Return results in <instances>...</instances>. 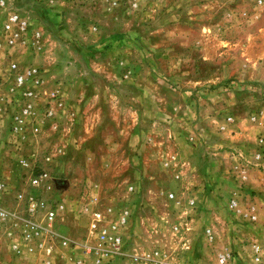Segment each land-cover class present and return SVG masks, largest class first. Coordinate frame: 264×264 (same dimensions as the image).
Returning <instances> with one entry per match:
<instances>
[{"label": "rangeland", "instance_id": "374dc122", "mask_svg": "<svg viewBox=\"0 0 264 264\" xmlns=\"http://www.w3.org/2000/svg\"><path fill=\"white\" fill-rule=\"evenodd\" d=\"M6 2L7 12L17 13L23 20L31 21L34 27L29 24L31 31L41 33L40 48L45 40L44 33L50 34L53 44L49 47L56 57L53 59L55 65L62 66L67 60H75L76 67L71 77L98 73L100 79L96 88L101 94V80L105 81L114 72L122 74L133 69L165 74L177 63L176 54L182 58L181 67L185 71L193 69L197 76L200 74L198 81L202 83L201 92L210 90L208 93L206 91V96L198 93L195 96L200 106H207V103L210 106H225L227 110L222 113L225 122L228 118L237 120L247 117L264 120V0ZM41 10L58 13L62 17L61 23L52 22L54 26L51 27L46 22L48 20L41 16ZM4 19L5 14L0 13V181L15 187L17 192H25L34 188L31 185L34 178L47 175L43 185L51 187L52 191L45 188L33 190L40 192L42 199L65 202L68 215L65 222L59 221L58 231L60 228L64 230L80 249L68 259H57V264L63 261L70 264H108L109 258H100L94 250L97 236L90 213L108 205H113L117 210H126V204L131 201L128 198L130 194L140 196L139 200L146 198L149 207L143 216L148 220L137 223V231L131 230L128 223L123 234L127 256L113 259L111 264L116 260L124 261L123 264H158L161 260L166 264H218V256L225 251L232 252V264H251L250 245L253 241L264 242V234L259 226H251L230 210L229 202L236 193V187L229 175H225L227 184L219 200L213 195L206 209L201 207L200 211L206 214L205 217L198 213L196 222L189 227L184 220L176 224H156L154 218L170 210L161 203L162 199H166L161 191L171 180V176L162 174L159 168L161 158L150 162L147 160L144 174L137 177L129 174L128 158H124L123 154L126 153L123 150H118L116 156L109 159L103 158L108 152L101 144H96L94 152L87 154L81 153L82 149L77 151L73 144L72 152L61 157L59 153H52L61 145L59 138L55 137L58 132H53V128L42 129L37 137L32 133H27L26 137L14 135L10 129L14 106L9 103L12 75L9 73L7 54L19 61L22 69H28L34 67L30 65L34 58L37 63L38 55L35 53L40 48L34 51L8 48L2 32ZM64 24L65 30L61 32L59 26ZM55 35L60 36L65 45H55ZM189 44L192 45L189 47ZM202 44H205L208 54L206 61L201 58ZM221 70L229 72L226 78L221 77ZM40 71L42 73V69ZM73 80L77 81V77ZM45 82L44 85H47ZM119 92L122 96V89ZM43 107L39 106L40 109ZM115 121H118V117ZM119 124L122 125L121 121ZM215 125H211L206 130L208 135L204 136L209 143L208 153L200 150L191 155L199 156L192 159L197 166V174L202 170L204 160L212 158L211 153L215 154L214 159L219 155V158H223L221 160L226 169L234 165L229 152H236L238 146L232 144L228 136H221L219 127L222 124ZM111 126L118 128L117 124ZM108 131L109 127L106 126L103 132ZM231 134L236 135L234 132ZM253 135L258 139L264 133L249 132V141L254 139ZM252 136L253 139H249ZM220 142L226 145L222 149L217 147ZM90 146L88 143L87 149L90 150ZM249 147L245 146L244 153L250 155L254 149ZM49 151L53 154L50 160L45 158V153ZM251 160L245 162L253 168L251 170L249 167L252 177L249 182L256 185L255 191L237 195L241 197L243 205L256 201L261 208L264 205V178L260 170L251 165ZM172 161L169 155L167 162L170 164ZM186 168L182 183H186L187 179L192 183L193 178L190 179ZM212 178L216 180V176ZM197 180L202 182L203 190L204 179L197 176ZM163 184L164 188L161 187ZM207 227L213 230L214 241L208 239Z\"/></svg>", "mask_w": 264, "mask_h": 264}, {"label": "crops", "instance_id": "0c3cea01", "mask_svg": "<svg viewBox=\"0 0 264 264\" xmlns=\"http://www.w3.org/2000/svg\"><path fill=\"white\" fill-rule=\"evenodd\" d=\"M41 11V16L48 20L46 22L51 27L54 26L52 22L61 23L62 17H59L58 13L47 10ZM27 21L33 27L32 22ZM59 28L61 32L64 31L65 24L59 26ZM55 37H53V39L55 38V45L57 43L60 46L65 45L60 36L55 35ZM44 38L40 51L35 53L38 55L37 63H35L34 58L30 65L42 69L41 74L44 81H46L45 84H47L45 89L52 92L56 91L63 102V109L56 115V120L50 122L51 126L49 128L44 127L45 130L53 128V132H58L55 137L61 141V145L52 153H59L63 157L66 153L72 152L74 147L71 146L74 144L77 151L80 152L82 149L81 153L87 154L88 152H94L96 144H101L108 152L107 155H103V158L111 159L116 156L118 150H123L126 153V155L123 154L124 158H128L129 174L137 177L144 174V170H146L144 164L147 160L150 162L161 158L159 168L162 174L165 173L171 176L169 183L166 186L165 184L161 186L163 188L165 186L161 194L166 198L162 199L161 203L169 207L170 210L156 216L154 218L156 224H162V222L176 224L184 220L189 227L196 222L198 213L205 217L206 214L200 211L201 207L206 209L208 200L213 195L217 200L223 195L222 190L227 184L224 180L225 175L232 178L230 180L235 184L236 188L234 190L236 193L241 192L245 195L247 191H255L256 185L249 182V178H252L249 171L253 168L245 161L252 159L253 153L257 149V138L253 135L254 139L253 136L252 138L249 137V139H253L249 141V132L264 133V120H260L258 117L256 124L252 123L249 117L238 118L228 127V131L220 133L221 136H228V140L238 146L236 152H229L234 160V165L229 168L230 170L225 168L224 161L221 160L223 158H219L220 155L217 156V159H214L215 154L211 153L209 155L212 158L205 159L202 170L199 174L196 173L197 166L192 163V159L199 156L192 157L191 155L200 150L208 153V139H204V136L208 135L206 130L216 123L215 126L224 125L225 116H222V113H225L227 109L225 106H210L209 103L206 104L207 106H200V103L196 102L197 93L206 96L210 90H206L207 93L206 91L201 92L200 86L202 83L198 81L200 74L197 76V72L193 69L185 71L181 67L183 61L181 57L174 55L177 58V63L173 65L174 68L165 74L150 70L129 69L122 74L114 72L110 77L107 76L105 81L101 76L103 79L101 80V90L103 91L101 94L96 88L98 79H100L98 73L92 72L91 75L87 73V76L71 77L70 75L76 67L75 60H67L62 65L64 67L55 65L53 59L56 57H54L53 50L49 47L50 44H53V42L51 43L52 37L46 32ZM191 45L189 44V47ZM201 46V58L206 61L208 54L205 51V44ZM188 54L192 59L190 51H188ZM219 73L221 77L226 78L229 72L221 70ZM75 77H77V81L73 80ZM121 89L122 96L119 92ZM116 117H118L117 122L115 121ZM114 124H117L118 128L111 126ZM106 126L109 127V131L103 132ZM215 130L219 133L217 127ZM231 132L236 135L232 136ZM88 143L91 144L90 150L87 149ZM217 145L221 149L226 146L223 142L217 143ZM246 145L247 147L252 145L253 148L251 146L249 148L254 149V152L250 150V155L248 152L244 153ZM52 153L50 151L45 153V158L50 160ZM169 155L173 160L170 164L167 162ZM221 165L226 170L220 168ZM185 166H187L186 170L189 171L190 179L193 178L192 183L188 179L186 183H182L184 181ZM219 170L222 172H219ZM244 173L249 176L245 182L241 178ZM197 176L205 181L203 190H201L202 182L197 180ZM213 176H216V180L212 178ZM238 182L239 184H237ZM8 185L9 192L4 194L5 196L0 195L2 198L1 203L5 202L2 205L13 212L23 213L24 205L15 199L17 195L16 188L10 184ZM195 185H197V188H195ZM33 189H29L24 193L30 196L42 197L40 192H36L37 189H34L36 191ZM167 195L168 197H165ZM169 195H172L173 198H169ZM128 198L131 199L126 204V210L130 214L129 228L137 231L136 224L148 220L143 216V213L149 207V204L146 203V198L139 200L140 196H136V194H130ZM7 201L10 203H7ZM65 212L62 214L64 217L61 223L65 222L68 215L67 211ZM78 216L81 217L80 214ZM39 219L41 218L39 217ZM207 229L213 232L211 228L207 227ZM59 233L61 236L70 238L64 230L61 231V228ZM9 244L7 232L0 230V264H57V259H68L71 254H75L77 250H80L76 245L78 243L72 240L71 245L67 247L59 245L50 254L31 253L25 250L19 258H16L9 249ZM123 262L116 260L114 264H123ZM62 264L70 263L63 261Z\"/></svg>", "mask_w": 264, "mask_h": 264}, {"label": "built area", "instance_id": "2783aa9c", "mask_svg": "<svg viewBox=\"0 0 264 264\" xmlns=\"http://www.w3.org/2000/svg\"><path fill=\"white\" fill-rule=\"evenodd\" d=\"M7 11L6 0H0V13L5 14L2 32L7 47H20V49L32 51L39 49L41 33L31 31L29 23L23 20L19 14ZM7 60L9 73L12 75L9 103L14 106L11 132L16 136L23 137L27 133H32L34 137H37L44 127L48 128L50 122L56 120L57 112L63 109V102L56 91L49 92L44 88V80L39 69L35 67L22 69L19 61L12 59L8 54ZM39 106L44 107L40 109ZM233 121L232 118H228L225 124L219 127L220 131H228V127L232 125ZM251 122L256 124L257 118L252 117ZM251 161V165L258 168L264 178V135H260L257 139V149L253 153ZM46 178V174L34 178L31 181L32 187L52 191L51 187L43 185ZM241 178L245 182L249 176L244 173ZM8 192L9 186L0 181V195ZM169 198H173V196L169 195ZM15 199L24 205L23 213L5 208L0 197V230L7 232L10 242L9 249L16 258H19L25 250L31 253L50 254L59 245L67 247L72 244V240L61 236L58 231L59 221L62 220V214L66 209L65 202L46 200L27 195L24 192H17ZM257 203L254 201L245 206L241 197L235 193L229 202V208L242 221L251 226H259L264 234V205L259 208ZM96 207L98 208V206ZM90 216L93 231L97 236L94 250L98 252V256L103 259L109 258L108 264H111L113 259L127 256L124 252L123 234L129 223V212L122 209L117 210L113 205H108L105 208L100 207L93 210ZM206 235L210 241H214L215 235L212 231L207 230ZM80 245L83 247L81 243ZM85 247L88 248V246ZM100 258L99 260H101ZM233 261L232 252L225 251L218 256V264H232ZM250 263L264 264V242L253 241L251 243ZM158 264L166 263L161 260Z\"/></svg>", "mask_w": 264, "mask_h": 264}]
</instances>
